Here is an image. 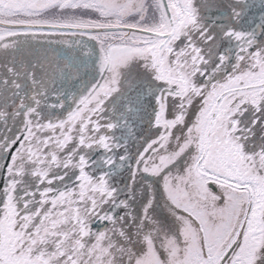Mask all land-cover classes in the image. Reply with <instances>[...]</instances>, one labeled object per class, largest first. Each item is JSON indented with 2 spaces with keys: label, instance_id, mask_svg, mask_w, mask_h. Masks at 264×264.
<instances>
[{
  "label": "snow or ice",
  "instance_id": "obj_1",
  "mask_svg": "<svg viewBox=\"0 0 264 264\" xmlns=\"http://www.w3.org/2000/svg\"><path fill=\"white\" fill-rule=\"evenodd\" d=\"M0 264H264V0H0Z\"/></svg>",
  "mask_w": 264,
  "mask_h": 264
}]
</instances>
